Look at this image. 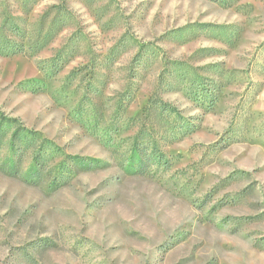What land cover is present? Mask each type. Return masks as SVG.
<instances>
[{"label": "rangeland", "instance_id": "374dc122", "mask_svg": "<svg viewBox=\"0 0 264 264\" xmlns=\"http://www.w3.org/2000/svg\"><path fill=\"white\" fill-rule=\"evenodd\" d=\"M0 264H264V0H0Z\"/></svg>", "mask_w": 264, "mask_h": 264}]
</instances>
